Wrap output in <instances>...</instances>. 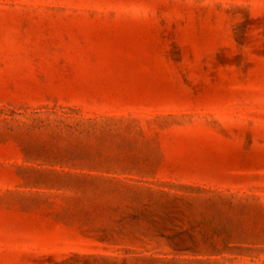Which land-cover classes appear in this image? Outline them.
I'll return each mask as SVG.
<instances>
[{
    "label": "rangeland",
    "instance_id": "374dc122",
    "mask_svg": "<svg viewBox=\"0 0 264 264\" xmlns=\"http://www.w3.org/2000/svg\"><path fill=\"white\" fill-rule=\"evenodd\" d=\"M0 264H264V0H0Z\"/></svg>",
    "mask_w": 264,
    "mask_h": 264
}]
</instances>
